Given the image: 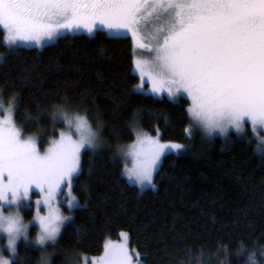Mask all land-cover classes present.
<instances>
[{
	"label": "trees",
	"instance_id": "trees-1",
	"mask_svg": "<svg viewBox=\"0 0 264 264\" xmlns=\"http://www.w3.org/2000/svg\"><path fill=\"white\" fill-rule=\"evenodd\" d=\"M5 36L0 27V96L17 101L16 121L25 135L53 128V114L67 104L97 117L112 146L133 143L135 124L161 133L164 142L191 145L189 152L167 155L155 187L144 192L128 183L121 162L86 152L73 187L80 206L64 209L72 220L59 238L61 252L97 257L108 240L128 233L142 264H248L252 252L264 264L261 145L234 135L230 146L222 138L191 141L188 100L135 91L140 79L130 37L80 33L43 49L10 52ZM41 258V249L21 245L13 264H40Z\"/></svg>",
	"mask_w": 264,
	"mask_h": 264
},
{
	"label": "snow or ice",
	"instance_id": "snow-or-ice-1",
	"mask_svg": "<svg viewBox=\"0 0 264 264\" xmlns=\"http://www.w3.org/2000/svg\"><path fill=\"white\" fill-rule=\"evenodd\" d=\"M147 17L162 22L150 43L144 42L140 27ZM97 25L131 33L135 46L151 54L150 59L134 60L141 78L147 73L153 93L167 91L174 99L186 94L192 102L188 113L194 127L207 136L226 134L230 128L241 132L246 123L253 133L264 132V0H0V27L8 47L18 42L40 45L63 31L84 29L91 34ZM14 103L4 109L7 115L0 120V232L7 235L13 256L17 241L27 240V226L19 215L21 202L33 189L43 194L48 214L40 215L38 200L40 232L35 242L41 247L54 243L69 217L62 216L52 202L66 187L68 208L79 206L71 190L81 151L100 146L98 133L83 116L70 118L57 110L54 124L62 119L69 132H61L60 139L41 153L35 139H23L15 127ZM134 131L136 142L126 152L134 163L125 173L140 186L152 185L165 149L180 150L183 145L161 144L158 138ZM186 131L191 135L192 127ZM5 205L11 214L5 215ZM121 235L125 243H107L104 256L93 264H134L127 236ZM243 252L241 244L237 256ZM260 256L264 258V250ZM0 264L13 262L0 256ZM41 264H49L46 255Z\"/></svg>",
	"mask_w": 264,
	"mask_h": 264
},
{
	"label": "rangeland",
	"instance_id": "rangeland-1",
	"mask_svg": "<svg viewBox=\"0 0 264 264\" xmlns=\"http://www.w3.org/2000/svg\"><path fill=\"white\" fill-rule=\"evenodd\" d=\"M160 23H162L161 21H157L155 20L154 17H147L144 21L141 22V35L144 38V42L145 43H150L152 42L151 38L152 36L155 34V29L156 27H158L160 25ZM98 31H103L104 33L108 34L111 37H130L132 38L131 33H127L123 30H121L120 32H116L114 30H109L107 28H104L100 25H97L96 28L94 29V31L89 34L86 30L84 29H80V30H73L71 32L67 31H63L59 36L54 37L51 40L45 39L41 42L40 45H37L35 43H23V42H18L17 46H12V47H8L10 52H14L16 50H18L19 48H39V49H43L46 46L55 44L57 41H59L61 38L67 36V35H73V34H86L90 37L95 36V34ZM133 40V38H132ZM7 45V43H6ZM141 53H143V55H141ZM151 54L145 52L143 49L137 48L135 46V56H134V60L135 59H150ZM4 57L0 58V61L3 60ZM134 73L139 77L140 79V83L137 86V88L135 89V91L137 93L143 94V95H149V96H153L156 98H168L172 101H179L180 99H186L189 101L191 106L192 102L191 100L186 96V94H182L180 96L179 99H174L172 97H169L167 94V91H162L159 94L153 93L151 91L152 87H153V83L151 82V80L149 79V76L147 75V73L144 75L143 78H141V75L139 72L136 71L135 69V65H134ZM15 101L14 105H13V110H12V121L15 125V127L20 131L21 133V137L23 139H27V138H34L36 141V147L38 149V151H40L41 153H43L44 151L47 150L48 147H50L51 142L53 140H59L60 139V133L61 132H65L68 133L69 132V127L68 125L62 120H57V122H55V125L53 126V128H51L49 131H42L40 133H37L36 135H25V133L23 132V130L21 129V127L19 126V124L16 121V112H17V101L16 100H11V101H7L4 99L3 96H0V102L3 103L4 108L0 109V120H3L5 118V116L7 115V112L4 111V109H7L10 105V102ZM188 107V108H189ZM57 110H62L65 113H67L69 115V117H75V116H83L87 121L89 126L91 127V129L95 132L98 133V143H99V147L93 151L91 149H82L81 151V158H80V170H81V164H82V160L84 157V154L86 152H93L94 154H106L111 156L114 160H117L119 162H121L124 165V176L126 178V180L128 181L129 184L136 186L139 188V190L141 192H144L145 190L148 189H153L155 186L154 185V180H155V176L158 172V170L160 169L164 158L169 155V154H175V155H181L184 154L186 152H189L191 149V145H183V148L180 150H173V149H165L164 154L161 156L160 162L156 168V170L153 172V177H152V181L153 184L152 185H147L145 184L144 186H140L139 184L136 183L135 179H129L127 174L125 173V168H132L133 166V159L131 156L126 155L127 149L133 145L136 140L129 144V145H118V146H112L110 144H108L103 136V126L100 124L99 120L97 117H94V119H92L90 116H88L85 112L81 111L80 107H76L73 105H62L60 107L57 108ZM56 110V111H57ZM55 111V112H56ZM191 118V116H190ZM190 127H192V133L191 135L188 134L187 132V136L191 141H194L198 138L203 139L205 141H212L215 138H222L223 140H225L228 144V146L232 145L233 142L231 143L232 140H234L233 135L235 136L236 139L238 140H249V141H255L257 142L259 145H261V147L264 149V143H261V141H264V132H257V133H253L252 128L250 123H246L245 127L243 128V130L241 132H237L234 128H230L228 130V132L226 134H220V133H214L212 136H207L203 131H201L199 128L194 127L192 118H191V125ZM189 127V128H190ZM134 128L139 129L141 131H143L144 133L148 134L149 136H152L153 138H158L161 144H169L167 142L162 141L161 139V133L157 132V133H151L148 131H145L144 129L141 128V126H139V124H135ZM135 132V131H134ZM53 133H57L56 137H53L52 134ZM158 134V136H157ZM135 136H136V132H135ZM52 137V138H51ZM75 138V137H74ZM231 143V144H230ZM176 144V143H173ZM121 149L125 150L123 153L120 151ZM79 170V172H80ZM78 172V173H79ZM75 174L72 178V184L74 187V183H75V178L78 175ZM73 187L71 190V195H73ZM74 196V195H73ZM68 199H69V190L65 187L63 188V194L62 195H58L56 197V199L52 202V206L53 208H59L60 209V213L62 216L65 217H69L68 220H65L61 227H60V232L56 238V241L53 242H47L43 247H41L40 245H38L35 241L39 235L40 232V227H39V223L36 220V215H37V201H41L40 203V208L42 209L40 212V215H47L48 214V208L44 206L43 204V194L39 192V190L37 189H33L30 193H29V198L26 200H23L21 202V207L19 209V215L21 217L22 223L27 226V240H25L23 237H21L18 241H17V245H16V254L15 256H13L11 254V252L9 251L8 247H7V235L3 232H0V256H3L4 259H9L10 261L14 262L17 257H18V249L21 245H25V246H30V247H36L42 250V256L46 255L48 257V261L49 264H54V262L57 259H61L64 260L65 263L64 264H93V261H99L103 256H104V252L97 257H88V256H77L76 258L70 255H66L65 253L61 252L59 250L58 244H59V238L61 236L62 230L64 228V226L66 224H68L71 220H72V215L70 214H66L64 209H68L69 211H72L73 209H75L76 207L72 208L71 210L68 208ZM76 201L78 202V200L76 199ZM78 205L80 206V203L78 202ZM78 206V207H79ZM5 208V215H9L11 214L8 211L7 205L4 206ZM16 209V205L12 206V211L14 212ZM28 211H33V218L31 219H26V215L28 213ZM122 234V233H121ZM126 234L127 236V245L129 248L130 253L133 256L134 259V264H142V260L140 255L132 249L131 245H130V237L128 233H123ZM112 243V244H120V243H125V239L122 235H120L119 239L117 240H108L106 242L107 243ZM105 244V245H106ZM105 251V248H104ZM41 264V262H40Z\"/></svg>",
	"mask_w": 264,
	"mask_h": 264
},
{
	"label": "clouds",
	"instance_id": "clouds-1",
	"mask_svg": "<svg viewBox=\"0 0 264 264\" xmlns=\"http://www.w3.org/2000/svg\"><path fill=\"white\" fill-rule=\"evenodd\" d=\"M248 264H259V261L256 259V253L252 252L249 256H248Z\"/></svg>",
	"mask_w": 264,
	"mask_h": 264
},
{
	"label": "flooded vegetation",
	"instance_id": "flooded-vegetation-1",
	"mask_svg": "<svg viewBox=\"0 0 264 264\" xmlns=\"http://www.w3.org/2000/svg\"><path fill=\"white\" fill-rule=\"evenodd\" d=\"M68 32H71V31H67V33H68ZM70 35H71V34H70Z\"/></svg>",
	"mask_w": 264,
	"mask_h": 264
},
{
	"label": "bare ground",
	"instance_id": "bare-ground-1",
	"mask_svg": "<svg viewBox=\"0 0 264 264\" xmlns=\"http://www.w3.org/2000/svg\"><path fill=\"white\" fill-rule=\"evenodd\" d=\"M52 138V137H51Z\"/></svg>",
	"mask_w": 264,
	"mask_h": 264
}]
</instances>
